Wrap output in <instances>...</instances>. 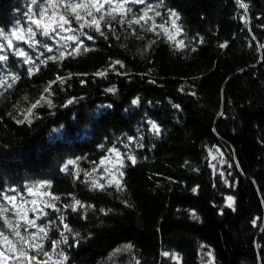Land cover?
<instances>
[{
    "label": "trees",
    "instance_id": "obj_1",
    "mask_svg": "<svg viewBox=\"0 0 264 264\" xmlns=\"http://www.w3.org/2000/svg\"><path fill=\"white\" fill-rule=\"evenodd\" d=\"M88 5L75 13L92 22V12L103 36L80 29L69 9L67 27L83 43L38 35V46H20L35 65L14 48L1 52L0 224L16 219L4 197L35 189L49 197L40 259L104 264L131 245L121 258L132 264H264V0H163L158 10L179 18L155 17L154 31L152 21L117 22L139 18L143 5H127L124 17L113 10L108 24ZM29 8L31 0H0V30L26 27ZM214 146L227 156L226 178L208 161ZM114 149L123 175L97 180ZM62 233L67 243L53 246Z\"/></svg>",
    "mask_w": 264,
    "mask_h": 264
},
{
    "label": "snow or ice",
    "instance_id": "obj_2",
    "mask_svg": "<svg viewBox=\"0 0 264 264\" xmlns=\"http://www.w3.org/2000/svg\"><path fill=\"white\" fill-rule=\"evenodd\" d=\"M83 2L84 0H57V4L58 5H62L63 9H64V14L59 15L58 20L54 21V22H43L44 18L46 16L49 15V4L51 3V0H31V4L35 5V8H29V11L26 15H28V26L26 27H17L15 29L12 30V32L9 34V36L4 37V33L3 30H0V37H4V39L7 40V43H3L0 44V52L4 51L5 49H15L14 51V55L22 57L25 62L27 63H32L35 65V61H32L31 58L29 57L28 53L19 46L18 43H15L12 39V36H16L17 40H23L25 43L28 44L29 47H34V46H38L40 44V41L37 39L38 35H43L44 37H48L50 39H55L56 36L60 35V32L62 31H72V32H76L77 29L75 28H65V25H68L71 23L70 19L66 18V15H68V10L69 9H73V13L71 15H74V19L75 22L77 24H79L80 29H84L85 27L87 28H94L95 31L99 32L100 35H104V32L101 31V26L100 23L98 21H96L95 16L93 15L92 12L88 11L86 14L89 16H93V21L92 22H82V17L75 13V9L76 8H80L83 6ZM240 2V0H238V3ZM97 3L99 4V7L96 9L97 12H100L101 15L99 17V20L104 21L105 24H108L110 20H115L116 16H114L112 14L113 9L114 8H118V9H123V12L120 14L121 17L127 16L129 13H132V8L131 7H127V5L129 4H136V5H143V8L141 9L142 14L139 16V18L133 19L131 17H129L128 19L124 20H118V23H127L128 25H132V24H140L141 21H144L145 24H148L149 21H152V27H149L147 30L148 31H154L155 30V19L154 17H160L162 21H164V23H168L169 22V18L170 17H176V19H178V15L171 9L167 10V13H161L158 9L163 6V0H159V3L156 5L153 4H149L148 0H97ZM107 4L108 8L105 9L104 5ZM88 7H91V4L88 5ZM240 7L242 8H247L246 4H240ZM152 12L154 13V16H149L148 13ZM106 14V15H105ZM52 16L57 15L56 10L53 9L51 12ZM147 17V19H145ZM173 24H175V21H172ZM161 28H163V24L160 25ZM111 30V28H110ZM80 36H86L87 39L89 41L93 40L94 37L92 35H88L86 32L81 31L80 32ZM64 39L68 40V41H73L74 44H80L83 43L82 40H80V37L76 36V35H72V36H67L64 37ZM181 44L183 43V41L180 42ZM44 47L47 49L48 52H52L53 49L51 47H49L48 45H44ZM79 49L76 47H73V52L78 51ZM193 51H195V49H193ZM41 55H43V53H41ZM64 54L61 53V56H63ZM69 55H71V53H69ZM48 60L51 61H56L58 58L55 56L52 57H48ZM8 60V56L6 55H0V62H6ZM47 61H41L40 63H46ZM116 64H121V61H115ZM121 66H123L121 64ZM40 69L38 67H30L28 68V73L29 75H33L34 72L39 71ZM105 73L103 72H97L96 75H104ZM57 80H59L61 83H63V79L60 78L59 76H57ZM54 83V82H52ZM8 87H11V84L7 85ZM51 90V84L49 85L48 88L45 89V91L50 92ZM111 91V89H110ZM69 103H71V101H69ZM133 104H137L138 103V99H134L132 101ZM49 106L50 103H49ZM33 108L36 107V105L32 106ZM179 107V106H177ZM152 128L155 129L157 132L159 131V129L157 128V125L152 124ZM113 151V150H110ZM114 151L118 152V149H114ZM128 159L134 164L135 161V157L133 156H129ZM103 162V161H101ZM74 161L69 160L68 164L71 165L73 164ZM121 166H123V161H121ZM120 175H123V173L121 172ZM112 185V182L109 181V186ZM93 186L96 187L97 185L95 184V181H93ZM99 187H103V185H99ZM116 188L117 190H120V185L116 184ZM29 191H31V189H29ZM195 191V189H194ZM13 200L16 199V196L13 195L11 197ZM58 199V197L56 198ZM228 201H233V197L229 196L227 197ZM32 203H35V201H33ZM76 204H81V202L79 200L75 201ZM49 206L54 207V203L52 201L49 202ZM229 207H231V203H229L228 205ZM69 207H72L71 205H69ZM76 209L73 207V211H75ZM30 211H36L35 208L30 209ZM57 211H59V209H57ZM101 211H104L103 209ZM14 215H18V213H13ZM42 215H46L45 213H42ZM60 221L63 222L64 217L61 216ZM5 225L10 229V231H8L7 234H5ZM36 227L38 228V231L43 233L45 232V227L43 226H37L35 223V220H25V222L23 224L21 223H16V224H12L11 220H5L3 224H0V241L3 242H8L10 245H12L13 247H15V245H19L18 248H16V251L20 253V256L23 257L26 255V249L24 248V245L28 243V240L25 238L26 236H31V237H35V233H30L29 232V228H33ZM64 229L68 232H71L70 227L67 224H64ZM22 232L24 233L22 235ZM62 235V240L60 241H53V246L59 244V243H67V238L63 237V233ZM77 235H79L77 233ZM13 236L16 237L18 239H16L15 241L9 240V237ZM125 249L131 248V245H125L124 246ZM45 255H47V253H44ZM164 255H168L167 252L163 253ZM3 255V252L0 251V256ZM59 255L62 256V253H60ZM30 259L35 260V257H31Z\"/></svg>",
    "mask_w": 264,
    "mask_h": 264
},
{
    "label": "rangeland",
    "instance_id": "obj_3",
    "mask_svg": "<svg viewBox=\"0 0 264 264\" xmlns=\"http://www.w3.org/2000/svg\"><path fill=\"white\" fill-rule=\"evenodd\" d=\"M115 2V0H114ZM87 4H91V7L98 8L99 4L97 3V0H84L83 6L81 8H85ZM131 6H136V4H129ZM60 6L57 4V0H51V3L49 4V13L50 17L46 16L44 18L43 22H54L58 20L59 15H61ZM105 7V6H104ZM55 9L57 15L52 16L51 12ZM113 10H123L114 8ZM152 16V15H150ZM155 19V17H154ZM21 25L22 21H21ZM28 26V25H27ZM17 28L16 26L11 28L9 32H3L4 37L9 36V34L12 32L13 29ZM65 28H68L67 25H65ZM71 31H62L60 32L59 36H56L54 40L57 42H63L66 39L64 37L72 36ZM4 37H0V44L7 43V40L4 39ZM12 39L15 43H18L19 46L24 42L23 40H17L16 36H12ZM13 50V49H12ZM1 55V52H0ZM208 153V161L211 165V168L214 173H220L222 178H226L227 174L231 172L230 164L227 161V156L224 152V150L218 146L209 147L207 149ZM122 156L119 152L114 151L111 155H109L107 158H105L101 164V168L98 169L99 172L97 173V180L104 179L105 181H108V179L111 180H117L119 177V166L121 165ZM29 194L31 197L28 199H24L22 195L13 194L16 196V199L13 200L11 197H4L7 203V207H5L6 210H12L15 213H18L16 215L15 221H11L12 224L21 223L23 224L25 220H35V223L37 226H43L45 227V232L41 233L38 231V228L33 227L29 228L30 233H35V237L26 236L25 238L28 240V243L24 245V248H28V252L26 251V255L21 257L20 253L16 251V248L19 247V245H15L13 247L8 242L0 241V251L3 252V255L0 256V264H64L65 257L61 255H51L50 257H47L45 259H40L38 256L35 255V253H38L41 249V246L43 244V239L48 235L47 234V225H50V222L48 220H41L42 213H44L43 207L47 204L49 197L45 194L40 195L39 190L31 189L29 191ZM43 197H46V199H42ZM35 201V203H32ZM231 203L230 201H228ZM35 208L36 211H30V209ZM43 221V222H42ZM8 228V227H7ZM10 231V230H9ZM8 231H5V234H7ZM24 233L22 232V235ZM16 237L10 236L9 240L15 241ZM125 245L119 246L116 248L104 261V264H132V260L130 257L122 259L121 256L125 253H129V248L125 249ZM35 257V260L30 259L31 257Z\"/></svg>",
    "mask_w": 264,
    "mask_h": 264
}]
</instances>
